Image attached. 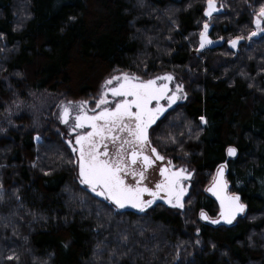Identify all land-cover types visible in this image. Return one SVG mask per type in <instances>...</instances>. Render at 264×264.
Segmentation results:
<instances>
[{
  "label": "trees",
  "instance_id": "16d2710c",
  "mask_svg": "<svg viewBox=\"0 0 264 264\" xmlns=\"http://www.w3.org/2000/svg\"><path fill=\"white\" fill-rule=\"evenodd\" d=\"M217 2L224 12L213 15L219 16L208 30L213 42L219 36L245 35L264 0ZM205 3L144 0L141 7L138 0H0V78L32 66L31 79L15 80L17 89L70 97L72 92L73 98L93 95L97 88L85 77L72 78L73 59L91 71L102 68L103 76L145 66L148 71L182 70L192 64L195 81L186 85L188 98L179 108L183 119L167 126L168 148L187 154L201 181L225 165L231 191L247 206V216L231 227L200 222L201 209L211 217L217 211L203 192L182 212L164 207L117 212L73 179L72 156L47 120L37 140L25 126L0 135V264H112L108 251L99 257L94 252L101 241L109 250L116 247L124 234L129 241L118 249L127 253L121 264H264V40L254 50L218 54L227 49L225 38L196 54V33L207 19ZM148 37L154 38L149 47ZM185 123L197 129L178 141ZM229 146L237 149L233 158ZM70 184L92 199L70 201ZM13 254L19 260L7 261Z\"/></svg>",
  "mask_w": 264,
  "mask_h": 264
},
{
  "label": "snow or ice",
  "instance_id": "6c2138e0",
  "mask_svg": "<svg viewBox=\"0 0 264 264\" xmlns=\"http://www.w3.org/2000/svg\"><path fill=\"white\" fill-rule=\"evenodd\" d=\"M138 3L141 7L144 6V0H138ZM206 4L204 15L208 19L203 21V29L199 33L201 49L206 44L213 43L207 35L209 21L214 13L224 7L223 4L217 6V0H206ZM69 19L75 20V17ZM252 23L255 30L249 32L248 39L264 33V2H261L255 10ZM2 36L3 34L0 33V37ZM243 39L245 37L238 35L230 39L228 43L235 48ZM151 40L152 38L148 37L149 43ZM114 71L118 74L110 75L103 81L99 97L94 100L95 108H88V100L62 101L57 105L60 123L68 126L69 137L75 134L74 140L69 138L65 141L75 155V160L68 163L78 169V180L81 185L87 186L97 196L110 200L119 209L131 206L144 211L157 199L165 200L172 207L182 209L183 199L188 191L185 181L191 179V171L184 167L177 168L172 165L171 160H168L166 166L159 167L161 179L154 188L148 187L144 180L146 179L145 171L148 168L157 161L166 159L155 147L150 148L151 154L146 152V147L151 143L149 129L157 123L168 108H171L178 100L186 99L187 93L184 92L181 83H176L174 88L170 87L175 77L169 73L144 79L133 72ZM261 71H264V68ZM253 86L249 84L250 88ZM199 120L207 124L204 116H200ZM169 140L172 143L177 142L176 137L171 135ZM226 151L229 156L237 154V149L232 146H229ZM138 162L142 165L140 171H137L135 167ZM224 169L225 165H220L213 185L208 189L220 201V219L212 220L213 224L220 223V220L231 224L237 215L245 212L247 207L241 202L239 195L226 192L228 184L224 180ZM129 176L134 183L128 181ZM3 193V185H0V201L4 199ZM145 194L151 199H145ZM17 199L19 200L20 197L17 196ZM200 215L208 219L203 211ZM128 241L129 237L126 234L121 235L116 247L110 250L108 244L101 241L97 245L94 256L99 257L108 251V260L112 264H121V257L127 253H121L118 249L121 246L127 247ZM129 251L132 250L129 249ZM6 260L18 261L19 256L13 254L7 256ZM101 264H104L103 260Z\"/></svg>",
  "mask_w": 264,
  "mask_h": 264
},
{
  "label": "rangeland",
  "instance_id": "374dc122",
  "mask_svg": "<svg viewBox=\"0 0 264 264\" xmlns=\"http://www.w3.org/2000/svg\"><path fill=\"white\" fill-rule=\"evenodd\" d=\"M138 5H139V3H138ZM219 5H220V3L217 2V6H219ZM206 6H207V4L205 3L204 9L206 8ZM222 12H224L223 8L220 9V11L217 13H222ZM254 12L251 15L250 25L248 28H246L247 29L246 34L245 35H239V36L245 37V39L241 40L238 43L237 47H235V48H233L230 44H228L227 49H223L218 54H227V55L229 53L237 54L239 52L242 53V51H248L250 49L252 50L253 45H256V44L260 43L262 40H264V33L257 35L255 37H252L251 39L247 38L249 32L255 30L254 25L252 23ZM218 17L219 16L211 18V20L209 21L210 27L212 25H214V22L218 20ZM201 28L203 29V24L201 25ZM202 29H200L199 31H201ZM198 32L196 33V36L198 35L197 39H199V33H200V32L199 33ZM141 37L143 39H145V36L142 33H141ZM225 38H224V36H219L217 38V40L215 42H213L212 44L218 43V42L221 43ZM153 39L154 38H152V40ZM230 39H233V38L228 37L227 41H229ZM166 40H170V38H166ZM146 43H147L146 45L148 47H149V45H152L149 42H146ZM151 43H152V41H151ZM212 44H206L205 47H208ZM202 49L199 47V41H198L197 47L195 48L196 54H202ZM203 53H205V52H203ZM196 56L198 57V55H196ZM232 57H233V55H232ZM81 64H82L81 62H77L76 59H73L72 64H71L72 78L74 80H79L81 77H85L88 80H90L91 82H94V83L96 82L95 85H97V88L95 89L94 93L92 92L93 95L87 94V95L79 96V97L73 96L72 99H79L82 97L85 98V97H90V96H95L96 98H98L99 92L101 91V85L103 84V81L107 77H109L110 75L118 74L117 71H110L109 74L104 73V76H103V69L102 68L95 70V71H91V70L86 69V67L83 64H82L83 65L82 66ZM148 69L149 68L147 66H145V67H142L141 70L139 69L137 72H133V73H136L137 75L144 77V79H147L150 77L152 78V77H155L157 75L162 76L165 73L172 74L175 77V79H174V81L171 82L170 87L174 88V85L176 83H181L183 85L184 91L186 93H189V89L187 88L186 85L187 84L191 85V84H193V81H195V78L193 79L190 77L193 74L191 71L193 69L192 64L190 66H186L185 68H182V70H178L175 68V70L166 69V70H160V71H153V70L148 71ZM119 71H123V70H119ZM32 72H33L32 66H25L23 68L21 74H19V73H14V74L2 73L0 79H1V82L4 86V93H0V133H1L0 135H5L7 131L13 130V129L18 128L20 126H22V128H24L23 126H25V128H29L31 131H33L35 133L36 140H37V137H40L42 135L41 131L44 129V126L46 124L45 122L47 120L49 122H50V120L53 121L54 111H55L57 105L60 104L62 101H66L67 99L72 97V92H69V94L71 95V97H70V96H67L63 92H59V93L56 92L55 93V92H49L47 90L32 91V90H28L25 88L17 89L15 87V86H17L15 84V80L19 79L20 81H22V80L25 81V80L31 79ZM185 74H187V76L189 75V77L191 79L187 80L186 79L187 76ZM181 110L182 109H177V110H174V112H171L169 114L165 127L168 126V128H169L171 126L175 127V125H179V122H180L179 120L183 119V114H182ZM50 123H53V125H54V122H50ZM185 124H187V123H185ZM193 129H197V127L196 126L193 127V124H189V123L187 125H185V129L183 131H181L182 133H180L179 136H177L179 139L178 141H180L182 138L185 137V135H187V133H188L187 131H193ZM181 134H183V135H181ZM176 155H177L176 158L178 160L174 159L175 164L180 165L179 164L180 162L181 163L184 162V164L186 163L187 154H185V153L182 154L181 152H178V153H176ZM69 159H70V161L74 160V158H69ZM71 166H72L73 179L75 180L76 177L74 175V165L71 164ZM211 177H212V174L211 175L207 174L204 181H201V179H200V181L197 184L198 185L197 187L200 188L199 192H204V190L207 188V186L210 182ZM67 188H68V191H66V194H67V197L70 201L80 199V200H83L85 202L86 201L88 202L89 199H92V197L89 194L85 193L82 190H78L76 187H74V185L72 187V184H70V186H68ZM84 189H86V188H84ZM94 196H96V195H94ZM193 200H194V196H189L188 198H186L183 201L184 207L181 210L184 211L186 208H188L192 204ZM95 205L102 207L101 204L96 200H95ZM158 208H162V206H160ZM97 209L100 211V213H102L101 212L102 210L100 208H97ZM197 217H198V213H197ZM197 228L198 227H195L193 229V231H192L193 236H194V234L196 235V231L198 230ZM194 238H195L196 242L199 241V243H197L198 245H201V246L203 245V242L200 238H196V237H194ZM262 238H264V234H262Z\"/></svg>",
  "mask_w": 264,
  "mask_h": 264
},
{
  "label": "flooded vegetation",
  "instance_id": "af4514ba",
  "mask_svg": "<svg viewBox=\"0 0 264 264\" xmlns=\"http://www.w3.org/2000/svg\"><path fill=\"white\" fill-rule=\"evenodd\" d=\"M144 78V77H143ZM185 92V91H184ZM100 93V92H99ZM110 96V95H109ZM99 97V95H98ZM187 98H188V94H187ZM186 99H182L183 100V103L182 104H179L176 109H179L180 107H182L185 102H186ZM95 99H98L96 98L95 96H90V97H82V98H79V99H72V98H69L67 99L66 101H73V102H77V101H81V100H88L89 101V104H88V108L89 109H92V108H95L96 105L94 103V100ZM109 99L111 100V96L109 97ZM162 103H164V101H162ZM174 109V110H176ZM173 110V111H174ZM172 111V112H173ZM58 112H59V109L56 107L55 111H54V116H53V122H54V127H55V132L64 140L66 141L67 139L69 138H72L74 140L75 138V134H71V137H69V130H68V126L60 123L59 119H58ZM171 112H169L163 119H161L160 121L157 122V124L152 127L150 130H149V138H150V145L146 147V152L148 154H151L150 153V148L151 147H155L160 153L161 155H164L165 156V161H157L156 164H154L152 167L148 168L146 171H145V175H146V179L144 180V183L148 186V187H152L154 188L155 187V184L157 182H159V180L161 179L160 175H159V167L160 166H166L167 165V161L168 160H171L172 162V165L176 166V167H184L186 168L187 170L191 171L192 172V176H191V179L190 180H187L185 181V187L188 189L187 193L185 194L184 196V199L183 201L188 198L189 196H196L198 193H199V190L200 188H198L197 184L198 182L200 181L199 180V176H198V172L196 171V169L186 161V163L184 164L181 163L180 161V165H177L175 164V161L174 159L178 160L176 157V149L170 151V149L168 148V139L167 138V127H165L166 123H167V118L169 116ZM89 114H91V112H89ZM61 133H63V135H61ZM169 135V134H168ZM68 150H69V153L71 154L72 158H74L75 160V155L71 152V149L67 146ZM177 162V161H176ZM136 167V170L137 171H140L142 169V165L138 162V164L135 166ZM218 169V168H217ZM216 169V170H217ZM215 170V171H216ZM215 171L212 173V177L210 179V182L208 184V186L211 184L213 178H214V173ZM74 175L76 177V181H77V176H78V169L74 166ZM227 176V174H226ZM128 181L130 183H134V180L131 178V176H129L128 178ZM228 179V178H227ZM78 184V183H77ZM79 185V184H78ZM81 186V185H80ZM207 186V187H208ZM82 187V186H81ZM207 189V188H206ZM206 189L204 190L203 193H205L207 196H209L207 193H206ZM232 192V191H231ZM233 193V192H232ZM145 197L146 199H151V197H149L147 194H145ZM210 197V196H209ZM101 199V198H100ZM210 199H212L210 197ZM103 200V199H101ZM157 200H160V199H157ZM104 201V200H103ZM106 202V201H105ZM214 202V201H213ZM107 203V202H106ZM215 203V202H214ZM164 207L165 209L167 210H172V211H178V212H182L181 208H175V207H170L168 208L167 205L161 201H158L156 203L153 204V206L151 207L150 210L154 209V208H157V207ZM215 206L217 208V211H216V215L214 217H211L209 214H207L204 210H200L198 212V219L199 221L201 222H205L204 220L201 219L200 217V214L201 212L203 211L209 219H215L217 218L218 216V206L216 205L215 203ZM149 210V211H150ZM128 212V211H126ZM148 212V211H147ZM200 217V218H199ZM205 223H208V222H205ZM209 224V223H208Z\"/></svg>",
  "mask_w": 264,
  "mask_h": 264
},
{
  "label": "water",
  "instance_id": "95a60500",
  "mask_svg": "<svg viewBox=\"0 0 264 264\" xmlns=\"http://www.w3.org/2000/svg\"><path fill=\"white\" fill-rule=\"evenodd\" d=\"M214 14H216V13H214ZM213 14V15H214ZM205 16V15H204ZM206 17V16H205ZM151 78V77H150ZM148 79V78H147ZM171 84V83H170ZM183 103V100H178L175 104H173L172 106H171V108H168V110L166 111V113L162 116V117H160V119L158 120V121H160L161 119H163L169 112H172L174 109H176V107L179 105V104H182ZM157 121V122H158ZM157 124V123H156ZM155 124V125H156ZM155 125H153L152 127H154ZM151 127V128H152ZM150 128V129H151ZM149 129V130H150ZM228 157L229 158H233L234 156H229L228 155ZM177 168H179V167H177ZM219 168V167H218ZM218 170V169H217ZM217 170L215 171V173H214V177H216V174H217ZM226 174H227V170H226V167H225V169H224V180L225 181H227V184H228V187H227V189H226V192L228 193V194H235V193H232L231 192V185H230V183H229V181H228V179H227V176H226ZM213 182H214V178H213V180H212V182H211V184L207 187V189H206V193L212 198V200L216 203V205L218 206V216H217V218H215V219H204L201 215H200V217H201V219L202 220H204L205 222H208L209 224H211V225H214V226H222V227H231V226H233V225H235L236 223H237V221L239 220V219H243V218H245L246 216H247V207H246V209H245V212L244 213H241V214H239V215H237V217H236V219L231 223V224H228V223H226V222H224L223 220H220V223H218V224H213L211 221L212 220H219L220 219V217H219V213H220V201H219V199L216 197V195H214L213 194V192H210V191H208V189L209 188H211L212 187V185H213ZM77 183L79 184V185H81L80 183H79V180H78V176H77ZM82 187H84V188H86L89 192H91V190L87 187V186H85V185H81ZM92 193V192H91ZM92 194H94V195H96L95 193H92ZM237 195V194H236ZM97 196V195H96ZM97 197H99V198H101V199H103L104 201H106L111 207H113L117 212H124V211H129V212H135V213H145V212H147V211H149L150 209H151V207L153 206V205H151L149 208H147V209H145L144 211H141V210H139V209H136V208H133V207H131V206H126L125 208H123V209H119V208H117L110 200H107V199H105L104 197H100V196H97ZM145 199H146V197H144ZM241 199V198H240ZM158 201H161V202H163V203H165L166 205H167V207L168 208H170V207H172L171 205H169L168 203H166V201L165 200H162V199H160V200H156V202H158ZM155 202V203H156ZM241 202H242V200H241ZM243 203V202H242ZM245 204V203H244ZM175 208H177V207H175Z\"/></svg>",
  "mask_w": 264,
  "mask_h": 264
}]
</instances>
